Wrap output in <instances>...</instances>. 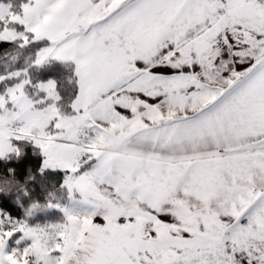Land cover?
<instances>
[{"label": "snow or ice", "instance_id": "1", "mask_svg": "<svg viewBox=\"0 0 264 264\" xmlns=\"http://www.w3.org/2000/svg\"><path fill=\"white\" fill-rule=\"evenodd\" d=\"M0 264H264V0H0Z\"/></svg>", "mask_w": 264, "mask_h": 264}]
</instances>
